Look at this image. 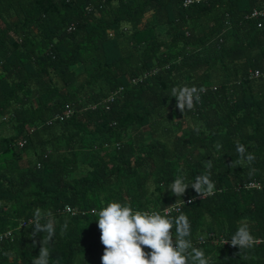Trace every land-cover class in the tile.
<instances>
[{
  "label": "trees",
  "instance_id": "trees-1",
  "mask_svg": "<svg viewBox=\"0 0 264 264\" xmlns=\"http://www.w3.org/2000/svg\"><path fill=\"white\" fill-rule=\"evenodd\" d=\"M184 1L0 0V264L38 256V209L55 221L49 264H101L99 210L163 215L170 183L209 160L215 194L187 189L171 217L211 264H264V18L250 16L264 0ZM183 86L205 91L181 114ZM242 220L255 244L240 250Z\"/></svg>",
  "mask_w": 264,
  "mask_h": 264
},
{
  "label": "clouds",
  "instance_id": "clouds-1",
  "mask_svg": "<svg viewBox=\"0 0 264 264\" xmlns=\"http://www.w3.org/2000/svg\"><path fill=\"white\" fill-rule=\"evenodd\" d=\"M205 89L195 86L173 87L171 95L176 100V108L181 114L191 111L201 100V93ZM221 148L220 144L216 145ZM236 151L240 157V163L251 164L255 155L248 153L245 146L239 142ZM211 160L205 163V174L198 175L194 182L189 184L184 175L178 176L169 185V190L175 197L176 202L164 208L165 214L158 211H133L130 205H122L119 202L108 203L98 211L97 227L100 231V242L104 246L101 256V264H211V257L206 256L202 249L193 246L188 237L191 236V223L186 215L181 213L178 217H171V209L186 190L191 188L198 196H212L215 194L216 185L211 179ZM255 169L249 171V176ZM257 188L260 185H253ZM188 203H192L189 200ZM95 211V210H94ZM45 219L44 223L41 220ZM34 232L46 233L43 242L40 241L38 256L34 257L32 264H49L50 250L46 246L55 233V221L51 213L42 214L38 209L33 220ZM175 227V237L172 229ZM231 246L242 249L252 248L255 237L250 232L247 220H242L240 226L232 235ZM228 240L223 241V245ZM150 249L145 252L144 249Z\"/></svg>",
  "mask_w": 264,
  "mask_h": 264
},
{
  "label": "built area",
  "instance_id": "built-area-1",
  "mask_svg": "<svg viewBox=\"0 0 264 264\" xmlns=\"http://www.w3.org/2000/svg\"><path fill=\"white\" fill-rule=\"evenodd\" d=\"M195 0H185L184 1V5H189V4H191V3H193ZM251 18H253V19H261V18H264V9H261V10H253L252 11V13H251ZM258 26H259V24H258ZM263 75V73H261V72H259L258 70H255V71H250L249 72V77L251 78V79H256V78H259L260 76H262ZM69 114V111H67L66 113H65V116H67ZM253 185H256V183H249L248 184V187H255V186H253ZM65 211L66 212H68V213H71V214H73L74 212L70 209V208H66L65 209ZM171 211H179V208L177 207V206H174L172 209H171ZM23 225H25L24 223H23ZM10 235V232H6V233H3V234H0V240H2L3 238H6L7 236H9Z\"/></svg>",
  "mask_w": 264,
  "mask_h": 264
}]
</instances>
